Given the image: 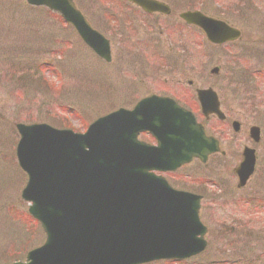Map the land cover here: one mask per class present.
I'll use <instances>...</instances> for the list:
<instances>
[{
	"label": "rangeland",
	"instance_id": "1",
	"mask_svg": "<svg viewBox=\"0 0 264 264\" xmlns=\"http://www.w3.org/2000/svg\"><path fill=\"white\" fill-rule=\"evenodd\" d=\"M92 1L78 0V6L85 13ZM102 1L97 2V8L105 5ZM245 7H249L247 13L211 4L201 9L240 29L238 41L212 45L198 29L187 27L182 31L172 24L174 33L178 29L176 40H160L153 45L159 55L154 54V60L181 62L177 73L163 75L168 81L181 76V92L171 84L165 85L174 89L180 103L209 135L219 138L220 147L204 162H192L181 169L182 175L194 179L190 187L198 180L194 193L202 192L204 182L208 183L198 209V217L207 227L206 250L181 262L158 260L149 264H217L228 258L233 263L237 255L249 264H264V20L253 13L264 12V0H252ZM252 17L259 19L246 20ZM59 23L57 16L43 7H30L24 0H0V262L24 260L26 252L44 240L39 225L27 213L28 204L20 198L27 177L15 157L17 123L67 124L72 130L84 131L96 118L119 107L130 108L146 91L144 79L143 85L137 86V77L144 76L136 72L150 75L154 71L152 91L174 97L168 88L158 86L164 84L158 75L168 71L158 72L159 64L155 66L156 62L138 56L131 39L122 41L113 36L112 60L105 63ZM58 38L63 42V55L57 62V77L55 72L39 69L43 63L58 61L48 53L53 43L49 44L55 40L56 47ZM213 67L219 68L218 75L210 74ZM188 81H192L191 87ZM207 87L217 92L225 121L215 117L205 120L198 110L195 90ZM233 120L241 126L237 133L230 127ZM252 125L261 132L257 144L247 136ZM243 146L255 149L257 161L250 180L238 190L233 169L241 159Z\"/></svg>",
	"mask_w": 264,
	"mask_h": 264
},
{
	"label": "water",
	"instance_id": "2",
	"mask_svg": "<svg viewBox=\"0 0 264 264\" xmlns=\"http://www.w3.org/2000/svg\"><path fill=\"white\" fill-rule=\"evenodd\" d=\"M57 12L100 58L110 61L109 43L92 29L73 0H26ZM152 9H161L151 5ZM182 19L202 29L210 43L235 40L239 32L194 11ZM218 72L216 67L210 73ZM204 116L219 118L211 89H197ZM122 121V122H121ZM238 130L239 124L232 123ZM15 155L28 179L22 198L46 239L28 252L26 262L0 264H139L185 259L206 247V227L198 218L199 196L171 188L150 171L175 170L192 157L204 162L218 151L192 113L172 99L152 96L132 110L118 109L92 122L84 133L46 123H17ZM148 131L158 144L137 140ZM249 136L259 139L253 126ZM255 155L245 147L234 169L237 186L254 171Z\"/></svg>",
	"mask_w": 264,
	"mask_h": 264
},
{
	"label": "flooded vegetation",
	"instance_id": "3",
	"mask_svg": "<svg viewBox=\"0 0 264 264\" xmlns=\"http://www.w3.org/2000/svg\"><path fill=\"white\" fill-rule=\"evenodd\" d=\"M246 1L247 0H144V4L142 7L140 4L134 3L129 0H104L103 2H105V5L102 4L101 6L105 10L104 9L96 10L93 6L97 3H91V5L88 6V9H92L91 11L88 10V12H90V17L92 19L94 18L95 21L97 20L98 23H95L96 25H93L94 23L92 22L91 18H89V16L87 19L93 28L98 29V31L100 30L108 39H112L113 36H117V38L123 41L127 39H131L132 44L134 46H137V49H135L134 51H136L138 56L144 57L145 60L156 62L155 66L156 64L157 65L159 64L158 66L160 67L156 69L157 71L159 69H160V72H165V70L168 71L165 74L158 75V76H161L163 80L162 82L164 84H159V85L156 84V85L160 87H166L165 83L171 84L173 85V88L176 90V92H181L179 89L180 88L179 85H181L180 84L181 76L177 75L176 79L172 78L170 81H168L166 78L163 77V75L170 76L171 73L176 72L179 69L181 62L180 61H169L167 58H163V59L157 58L158 60H154L153 58H151L155 54L153 45H157L158 41L160 40L176 39L175 36L177 34L178 29L174 33L173 26L178 25L179 27L181 25H186L181 20L182 19L181 14L185 11H192V10L202 11L201 9L208 6L209 4H211L212 6H216L218 8H241V7H245L246 4L244 5V3ZM153 4L157 5L161 9H152L151 5ZM91 12H95V14ZM115 16H116V19H114ZM68 29L70 30V33H75V31L73 30L71 26H69ZM155 55L157 57L159 56L158 54H155ZM137 73L142 74L144 76L143 78L137 77L138 78L137 86L143 85V83L146 84L144 85L146 91L138 95L135 103L139 101L140 99H144L146 97L159 96V97H170L174 99L181 106H184L177 99L176 93L172 87L171 89L168 87L166 88L172 91V93L174 94V97L170 96V94L166 92L152 91V88H151L152 82L156 81L155 77H153L154 71H152L150 75H147L146 72L144 73L136 72V74ZM147 78L150 81L146 82ZM143 79L145 81H143L142 83ZM191 86H188V87H191ZM218 101H219V108L223 115V119L220 120L216 115H210L204 118L205 120H208L210 117H215L219 122L226 120V116L220 107L221 104H220L219 96H218ZM224 108H227V107L225 106ZM198 110H200L199 106H198ZM234 121L236 120H233L230 122V127H232V123ZM240 127L241 126H239L238 132L240 131ZM247 136L249 138L248 133H247ZM137 138L147 145H156L157 143L156 139L148 132L139 133ZM216 139L218 140L219 146H220L219 138H216ZM260 141H261V132H260L259 142ZM210 156L211 155H209L208 158ZM197 161L200 162L198 159H193L190 163L180 166L176 168L175 170H169V171L153 170L152 173L155 174L156 176L163 177L165 181L174 189L188 191V192L191 191L193 192V194H196L194 193L195 192L194 190H198L197 188L198 180L195 181L196 185L194 187H190V184L191 182H193L194 179L190 178L188 174L182 175L181 169L190 165L192 162H197ZM256 161H257V155H256ZM206 184L208 183L206 182ZM206 184L204 182L203 191L207 190V188L205 187ZM242 188H237V189L240 190ZM203 191L200 192L199 194H196L199 196L200 201L201 199H203L202 195L205 194Z\"/></svg>",
	"mask_w": 264,
	"mask_h": 264
},
{
	"label": "trees",
	"instance_id": "4",
	"mask_svg": "<svg viewBox=\"0 0 264 264\" xmlns=\"http://www.w3.org/2000/svg\"><path fill=\"white\" fill-rule=\"evenodd\" d=\"M51 87V86H50ZM57 127H69L67 124H57V123H54ZM231 248L233 247V244H228ZM235 257H231V260H233ZM247 264L249 262H246L241 255H237L236 256V261L235 262H231L230 261H224V262H220V263H217V264ZM250 264H254V262H250Z\"/></svg>",
	"mask_w": 264,
	"mask_h": 264
},
{
	"label": "bare ground",
	"instance_id": "5",
	"mask_svg": "<svg viewBox=\"0 0 264 264\" xmlns=\"http://www.w3.org/2000/svg\"><path fill=\"white\" fill-rule=\"evenodd\" d=\"M136 103H139V101H137ZM121 122H122V121H121ZM203 130H204V132H206V133H207V131H206L205 127H203ZM179 191H183V190H179ZM183 192H185V191H183ZM190 192H191V191H190ZM206 246H208V244H207ZM152 261H154V260H152ZM152 261L143 262V263H139V264H149V263H151Z\"/></svg>",
	"mask_w": 264,
	"mask_h": 264
}]
</instances>
